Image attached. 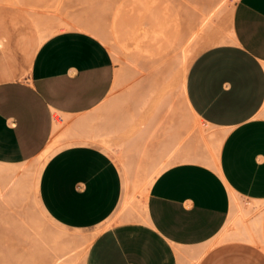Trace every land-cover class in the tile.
<instances>
[{"label":"crops","instance_id":"obj_1","mask_svg":"<svg viewBox=\"0 0 264 264\" xmlns=\"http://www.w3.org/2000/svg\"><path fill=\"white\" fill-rule=\"evenodd\" d=\"M154 12L161 46L193 55L195 31L174 36ZM35 21L39 34L21 38L19 55L0 27V211L31 243L0 258L264 264V0L234 3L231 38L195 55L182 95L172 60L167 79L145 71L143 87L124 92L103 39L73 24L46 35ZM152 174L142 198L138 182ZM40 208L54 224L33 225ZM51 229L66 251L40 242Z\"/></svg>","mask_w":264,"mask_h":264},{"label":"rangeland","instance_id":"obj_2","mask_svg":"<svg viewBox=\"0 0 264 264\" xmlns=\"http://www.w3.org/2000/svg\"><path fill=\"white\" fill-rule=\"evenodd\" d=\"M4 1L0 0V27L9 31L8 45L10 49L18 50V55L21 38L39 34L34 28L33 17L30 14L31 9H34L36 14L43 20L45 19L44 21L47 24L50 23L52 25L53 23L55 25L54 23H56L57 28L55 26L53 28L56 33L63 31L60 28L67 24H73L75 27L85 24L100 27L104 34H107L105 35V43L109 45L112 53L114 52L113 55L119 67L124 69V92L132 89L133 86L140 82L141 72L157 70L161 74L159 76L166 78L167 70L172 66L170 62L178 54L177 47L167 46L163 48L161 46L162 41L157 29L162 24V17H160V14L156 16L154 11L158 10L161 12V16L162 12L167 16L165 25L168 24L174 36L179 37L183 32L187 34L193 30H201V20L198 23V17L202 15V7L204 10L205 4H207V0ZM25 6L27 9L23 8ZM200 17L202 18V16ZM58 24L61 25L59 28ZM210 36L211 42L208 46L219 40L226 41L230 39L231 36L225 27V21L220 23L219 27L214 29ZM152 38L155 44L154 49L147 44L150 40L152 41ZM161 60L165 62L162 64ZM190 64L178 65L176 67L178 69L176 75L183 78L182 76L187 74ZM160 65L162 67H159ZM128 82H131V84L128 85ZM169 86L173 85L169 84ZM35 171L36 167L33 165L28 170H25L24 174L31 177ZM152 182L146 184L139 192L142 198L147 197ZM10 224L11 221L0 211V251L2 249L3 255L6 254L5 248H8L7 251L12 250L15 253L23 252L31 245L29 241L22 242L18 239L14 228ZM41 264H50V262L48 263L46 257Z\"/></svg>","mask_w":264,"mask_h":264},{"label":"bare ground","instance_id":"obj_3","mask_svg":"<svg viewBox=\"0 0 264 264\" xmlns=\"http://www.w3.org/2000/svg\"><path fill=\"white\" fill-rule=\"evenodd\" d=\"M4 1V0H3ZM6 1V0H5ZM4 1V2H5ZM15 2H19V0H14ZM209 2L207 3V4H205V8H204V10H203V7H202V5H201V7H202V15H199V17H198V23H199V21L201 20V30H198V31H195L194 33H193V35H192V37L190 38V42L189 43H192V42H195V48H196V50H195V53H193V55H191L190 56V54L191 53H188V52H186V47H183V48H181V49H178V54H177V56H175L174 57V60H172L173 62H174V65H180V64H184V63H187V64H189V63H191L192 61H193V59H194V57H195V55L196 54H198V52L200 51V50H202L203 48H205L204 46H208V44L211 42V33L213 32V30L214 29H217L218 27H219V24L220 23H222V22H224V21H226L228 18H229V15H230V13H231V10H232V7H233V5H234V3L237 1V0H208ZM204 3H206V2H204ZM195 4V3H194ZM19 5V4H18ZM23 6V5H22ZM28 6V5H27ZM105 6V5H104ZM29 7V6H28ZM33 7V6H32ZM112 7V6H111ZM23 8H26V6L25 7H23ZM107 8V7H106ZM105 8V9H106ZM110 8V7H109ZM27 9V8H26ZM28 9H31V8H28ZM112 9H113V7H112ZM25 10V9H24ZM220 10H223V14H219V11ZM30 14L36 19V22H37V24H38V26L40 27V29L41 30H43L44 31V33L47 35V34H52L53 33V31H54V33L56 32L55 30H53V28H55L56 27V23H54L55 25H53V23H52V25H50V23L49 24H47V22H45L41 17H39V15H37L36 14V12H35V10L33 9H31V11H30ZM45 16V15H44ZM44 16H43V18H44ZM200 16H202V18L200 17ZM46 18V17H45ZM48 18V17H47ZM201 18V19H200ZM55 21V20H54ZM53 21V22H54ZM103 24V23H102ZM199 24H198V26H200ZM55 26V27H54ZM58 26V28L61 26V25H57ZM57 28V27H56ZM81 28L82 29H85V30H88V31H90V32H92V33H94V34H96L97 36H99L101 39H103L104 41H106V36L105 35H107V34H104V32L102 31V29L100 28V27H96V26H89V25H84V26H81ZM53 30V31H52ZM226 36V35H225ZM214 41V40H213ZM220 41V40H219ZM217 42V41H216ZM114 53V52H113ZM116 55H117V53H115ZM189 54V55H188ZM172 59V58H171ZM187 66H189V65H187ZM186 66V67H187ZM178 71V69L176 68V66H174L173 68H171L170 69V71H169V76H171V78L172 77H175V75L178 73L177 72ZM140 73V72H139ZM181 74V73H180ZM182 75V74H181ZM145 77H147V74L146 73H144V72H141V74H140V78H139V80L141 81L140 82V88H142L143 86V83L146 81H144V79H145ZM183 77V79L181 78V80H182V82H181V84H179L178 85V87H177V93L180 95L181 93H182V91H184L183 90V88H184V85H185V79H186V75H184V76H182ZM142 81H144V82H142ZM175 81V80H174ZM139 86H138V88H139ZM137 88V89H138ZM169 90V89H168ZM136 91V90H135ZM171 91V90H170ZM137 92V91H136ZM183 94V93H182ZM181 94V95H182ZM132 95H134V94H132ZM137 95V94H136ZM157 102V101H156ZM169 102H172L171 100L169 101ZM180 104V103H179ZM181 105V104H180ZM151 113V112H150ZM152 115V114H151ZM174 118V117H173ZM138 126V125H137ZM206 134V133H205ZM207 136V135H206ZM149 154V153H148ZM148 156V155H147ZM155 160V159H154ZM156 161V160H155ZM125 163V162H124ZM153 163V162H152ZM126 164V163H125ZM155 165V164H154ZM123 166V165H122ZM125 166V165H124ZM153 169V168H152ZM148 170V169H147ZM147 173V172H146ZM136 175H138V174H136ZM36 176V175H35ZM133 176V175H132ZM154 175L152 174L148 179H145V180H142V181H139L138 182V188L136 189L137 190V192L139 193L141 190H142V188L146 185V184H149L150 182H152L153 180H154V177H153ZM126 177H128V176H126ZM136 177V176H135ZM128 179H130L129 177H128ZM140 179V178H139ZM141 180V179H140ZM21 181V182H20ZM20 181H19V185L21 186V183H22V180L20 179ZM13 182V181H12ZM12 182H10V184L12 183ZM135 182V181H134ZM3 183H5V182H2V185H3ZM6 183H8V182H6ZM5 183V184H6ZM17 183V182H16ZM15 183V184H16ZM33 183V182H32ZM131 183V182H130ZM10 184H7L8 186L10 185ZM31 184V183H30ZM33 185V184H32ZM7 186V187H8ZM11 186V185H10ZM10 188V187H9ZM132 189V188H131ZM133 191V190H132ZM1 192V191H0ZM3 193V192H2ZM132 193V192H131ZM133 194V193H132ZM137 194V193H136ZM130 195V194H129ZM137 196V195H136ZM1 199H4L5 197H0ZM126 199H127V196H126ZM125 199V200H126ZM136 200V199H135ZM137 200H139V199H137ZM136 200V201H137ZM128 201V200H127ZM129 202V201H128ZM125 203V202H124ZM138 203V202H137ZM140 203V202H139ZM126 204V203H125ZM130 205V204H129ZM36 207H37V205H36ZM36 207H34V208H36ZM126 208V207H125ZM37 209V208H36ZM35 211V210H34ZM24 212V211H23ZM123 212V211H122ZM121 212V213H122ZM23 216V219L22 220H25V219H30V218H28V216L27 217H25V215L22 213H20V215H19V218H21L20 216ZM31 219H33L34 221V223H33V225L34 224H44L45 225V223L47 224V223H49V224H47V226L49 227V225L51 224V223H53L54 224V221L52 220V218L45 212V210L43 209V208H40L37 212L35 211L34 212V215H33V217L31 218ZM31 226V225H30ZM29 226V231H31V229H32V227H30ZM36 226V225H35ZM43 226V225H42ZM37 227H39V226H37ZM46 227V226H45ZM57 227V226H56ZM31 228V229H30ZM42 228V227H41ZM36 229V228H35ZM57 229V228H56ZM62 229V228H61ZM33 230V229H32ZM20 232V234L25 238V234H27V233H25V232H23L21 229L19 230ZM22 231V232H21ZM58 231H60V229H58ZM35 232V231H34ZM60 236H61V234H58V233H56V230H54V229H51L47 234H46V236L45 237H43V238H41L40 237V242H42V244H45L44 246H47L46 248L49 250V251H51V252H53V251H59V252H64V251H66V249H67V244H64V243H58V241L60 240ZM76 236V235H75ZM65 237V236H64ZM35 238V237H34ZM38 238V237H37ZM62 238V237H61ZM36 240H38V239H36ZM66 243V242H65ZM2 244V243H1ZM37 244H35V246H36ZM39 246V245H38ZM30 247H31V245H30ZM5 248V247H4ZM6 249V252H7V249L8 248H5ZM41 249L43 250L44 248H42L41 247ZM2 250V249H1ZM4 250V249H3ZM47 250V251H48ZM198 250H201V249H198ZM5 251V250H4ZM27 251V250H26ZM28 251H30V250H28ZM39 252H40V249L38 250ZM9 252V251H8ZM10 252H12V251H10ZM9 252V253H10ZM25 252V251H24ZM24 252L23 253H21V252H19V255L17 254V256H19V257H21L22 255H24ZM36 251L34 250V253H35ZM38 252V253H39ZM192 252V251H191ZM29 253V252H28ZM45 253V252H44ZM36 254V253H35ZM5 256H8L7 255V253L6 254H4ZM64 256V255H63ZM200 257V256H199ZM25 260L27 259V257H23ZM29 258V257H28ZM40 258V257H39ZM38 257H37V259L36 258H33V259H35V260H43V258L42 259H39ZM19 259V258H18ZM18 259H2V258H0V264H19V260ZM32 259V261L33 262H35L34 260ZM63 257H60V258H57V259H53L52 261H51V264H62L63 263ZM28 260H30V259H28ZM31 261V262H32ZM26 262H28V261H26ZM40 262V261H39ZM77 262V261H76ZM197 262V261H196ZM30 263V262H29ZM198 263V262H197ZM24 264V263H23ZM76 264V263H75Z\"/></svg>","mask_w":264,"mask_h":264}]
</instances>
